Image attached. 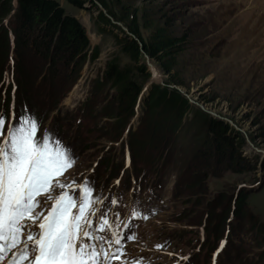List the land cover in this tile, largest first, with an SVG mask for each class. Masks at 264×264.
<instances>
[{
    "label": "rangeland",
    "instance_id": "374dc122",
    "mask_svg": "<svg viewBox=\"0 0 264 264\" xmlns=\"http://www.w3.org/2000/svg\"><path fill=\"white\" fill-rule=\"evenodd\" d=\"M56 1L85 28L88 56L69 64L40 56L31 41L18 46V1L9 0L0 12L9 37L0 41V102L11 99L9 118L22 107L36 111L37 136L47 130L71 149L75 163L60 179L91 182L119 224L128 260L264 264V0H109L116 19L98 0H82L81 8ZM100 11L113 23L109 32L96 25ZM134 16L144 44L160 27L184 41L173 61L142 49L139 65L152 77L142 86L135 73L141 91L125 95L106 74L133 64L118 40L136 38L128 27ZM24 32L37 35L40 27ZM157 85L179 91L188 105L169 94L153 105ZM210 121L232 128L233 149L226 145L224 155ZM133 206L147 219L131 218Z\"/></svg>",
    "mask_w": 264,
    "mask_h": 264
},
{
    "label": "snow or ice",
    "instance_id": "6c2138e0",
    "mask_svg": "<svg viewBox=\"0 0 264 264\" xmlns=\"http://www.w3.org/2000/svg\"><path fill=\"white\" fill-rule=\"evenodd\" d=\"M5 124L0 112V264H145L142 257L126 258L118 223L107 213L96 218L103 201L91 182L60 179L75 163L71 149L47 130L38 137L39 121L26 110L19 117L11 112L6 132ZM130 215L147 219L137 206Z\"/></svg>",
    "mask_w": 264,
    "mask_h": 264
},
{
    "label": "trees",
    "instance_id": "16d2710c",
    "mask_svg": "<svg viewBox=\"0 0 264 264\" xmlns=\"http://www.w3.org/2000/svg\"><path fill=\"white\" fill-rule=\"evenodd\" d=\"M18 1V18L19 23L17 28L12 29L18 46L27 47L28 42L31 41L32 47L37 54L43 56L46 59L63 60L67 63L74 61L82 62L88 53L84 50L89 47V39L87 33L82 24L73 16L67 15L65 10L61 8L60 4L56 0H17ZM70 4L82 7V0H67ZM98 2L106 9L109 15L113 18H117V15L112 10V6L109 0H98ZM9 0H0V12L7 9ZM124 18H118L123 21ZM96 25L101 32H109V27H112L113 23L108 15L100 11L99 17L96 19ZM2 20L0 17V29L3 31L2 37L4 40L9 41L7 36L8 32L6 28L1 25ZM20 24V25H19ZM40 27V33L37 35L25 34L24 30H31L33 26ZM128 27L131 33L136 37L126 36L123 40H118L121 45V51L128 56L129 60L133 63L125 67H120L118 64L111 66L106 74L110 80L121 85L122 93L127 95L131 89L135 87L136 94L141 91V86H137L135 78L136 75L142 77V86L152 77L151 72H148V68L145 64L139 65L140 58L142 56V49L152 57H156L159 60L165 58L168 61H173L177 51L180 49L184 38L171 36L165 28H157L152 34L149 44H144V39L140 31L137 18L134 16L128 22ZM118 39V37H117ZM141 42L143 46L141 47ZM98 49L95 48L92 52V57H96ZM168 63V62H167ZM168 70L173 69L174 64H169ZM3 61H0V77L3 73ZM21 85V84H19ZM163 94H169L172 97L181 99V104L187 106L188 102L185 98H181L179 91L162 87L161 85L155 86V94L151 96V102L156 104L158 98ZM25 98V97H24ZM24 101H27L26 98ZM11 102L8 99L3 105L0 102V112L4 113L6 122L9 119L7 115V109L5 107ZM28 102V101H27ZM30 107V105H29ZM30 112L38 119L36 111H30L28 108H21L18 110L17 117L21 115L23 111ZM125 110H133V107H127ZM210 132L217 140V150L224 155L226 153V145L231 150L233 149V140L229 134V130L232 129L228 125L216 121H210ZM264 166V163H263ZM243 201V200H241ZM243 203V202H241Z\"/></svg>",
    "mask_w": 264,
    "mask_h": 264
}]
</instances>
